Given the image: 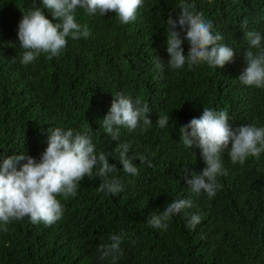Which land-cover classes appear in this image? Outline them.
<instances>
[{"label": "trees", "instance_id": "trees-1", "mask_svg": "<svg viewBox=\"0 0 264 264\" xmlns=\"http://www.w3.org/2000/svg\"><path fill=\"white\" fill-rule=\"evenodd\" d=\"M181 2L195 4L223 36L221 43L236 53L223 69L204 62L169 67L166 22L170 14L178 21ZM33 7L58 22L42 0H0V165L19 154L39 162L50 128L86 131L97 152L112 153L109 163L117 169L109 175L123 191H99L102 178L93 169L75 196L57 197L64 212L54 224H33L29 217L10 222L7 231L0 224V264H111L97 249L110 244L112 235L122 237L117 264H264V153L233 164L225 151L227 174L217 177L221 187L209 198L193 193L184 178V169L200 173L206 165L201 150L184 146L180 133L205 107L227 110L233 130L245 124L264 127V89L239 81L250 47L244 32L264 37V0H144L129 24L113 12L90 16L77 8L76 22L87 25L89 37H69L58 56L42 53L25 66L18 26ZM176 30L187 56L186 32L179 25ZM116 92L146 101L152 121L145 126L141 120L135 130L121 126L119 141L102 127ZM161 113L169 117L163 129L156 124ZM121 142L131 145L128 156L138 175L125 173L119 164L115 148ZM176 199L191 200L193 207L168 221L166 230L150 227L151 215ZM195 214L201 222L192 229L188 221Z\"/></svg>", "mask_w": 264, "mask_h": 264}, {"label": "clouds", "instance_id": "clouds-1", "mask_svg": "<svg viewBox=\"0 0 264 264\" xmlns=\"http://www.w3.org/2000/svg\"><path fill=\"white\" fill-rule=\"evenodd\" d=\"M44 8L52 12L53 23L45 17L43 10L33 7L24 12L18 26V39L22 52L21 63L25 66L34 62L42 53L49 57L58 56L67 46L68 38L78 40L82 36L89 37L87 25L76 22L75 11L82 8L90 16L97 13L105 16L109 12L116 14L122 24L135 21L138 10L143 7L144 0H42ZM178 21L169 15L167 20V52L168 63L173 70L189 67L200 62L214 69H223L233 61L236 53L222 44L223 36L213 31V22L196 10L195 4L181 2ZM186 32L185 40L190 44L187 56L184 54L180 31ZM248 20L244 19L241 28L246 29ZM245 39L249 50L246 53L247 68L239 81L247 86L264 89V37L256 31H246ZM255 49V51H253ZM156 67L163 64L155 59ZM113 103L109 113L102 120V127L113 141L120 140L119 128L135 130L141 120L145 126H150L148 119L150 108L146 101L137 98L135 101L122 92L113 94ZM161 129L169 124L166 114H159L156 122ZM181 140L184 146L201 150V157L206 167L200 173L184 169V178L190 190L195 194L204 192L209 198L216 195L221 187L217 177L226 175L222 167V154L227 151L233 164H243L249 157L259 158L264 153V127L255 124H245L233 130L229 126L227 110L216 111L203 108L199 118H193L187 125L181 127ZM47 148L39 162L24 154L13 155L3 159L0 165V224L7 225L14 221L29 217L33 224L43 223L50 226L63 216V205L57 197L67 199L75 196L79 183L87 176H94L93 169H98L96 176L102 178L99 191L107 190L116 194L123 191L120 182L110 173L117 167L109 163L112 153L97 152L89 134L72 129L59 127L48 130ZM229 145L231 147L229 148ZM131 145L127 142L118 143L115 153L119 164L127 174L138 175V168L128 153ZM138 159L143 162L145 157ZM27 161L21 167V161ZM191 179H188V175ZM193 207L188 199H176L168 203L162 212L154 213L148 221L150 227L167 229L168 221L179 215L183 210ZM201 222L199 214L191 215L188 227L195 229ZM110 244L98 246L100 259L111 258V264H117L123 254L121 250L122 237L112 235Z\"/></svg>", "mask_w": 264, "mask_h": 264}]
</instances>
